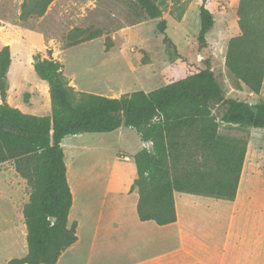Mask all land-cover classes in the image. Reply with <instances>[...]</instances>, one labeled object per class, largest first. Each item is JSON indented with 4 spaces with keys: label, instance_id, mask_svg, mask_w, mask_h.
I'll list each match as a JSON object with an SVG mask.
<instances>
[{
    "label": "rangeland",
    "instance_id": "rangeland-1",
    "mask_svg": "<svg viewBox=\"0 0 264 264\" xmlns=\"http://www.w3.org/2000/svg\"><path fill=\"white\" fill-rule=\"evenodd\" d=\"M156 1L164 2L162 18L171 42H164L158 30L161 18H149L136 0H54L43 16L25 20L20 18L24 0H0V50L10 45L12 55L0 104L37 116L51 114L49 84L34 68L35 56L47 58L50 51L76 90L110 97L151 91L196 73L204 68L202 54L212 58L225 98L264 103V79L255 93L226 65L229 42L241 34L240 0L210 1L215 24L202 50L201 0ZM74 27L101 29L103 35L67 47L66 36ZM227 107L213 103L212 113L220 136L246 142L236 198L177 192L178 219L166 226L141 221L137 214L134 156L143 146L135 129L65 137L74 196L69 225L77 221L78 240L57 264H264V127L223 121ZM193 137L186 141L189 149L200 147ZM202 157L201 152L194 160ZM41 164L39 156L29 163L23 158L0 164V264L28 253L23 209L33 185L17 166L29 165L34 172Z\"/></svg>",
    "mask_w": 264,
    "mask_h": 264
},
{
    "label": "trees",
    "instance_id": "trees-1",
    "mask_svg": "<svg viewBox=\"0 0 264 264\" xmlns=\"http://www.w3.org/2000/svg\"><path fill=\"white\" fill-rule=\"evenodd\" d=\"M54 0H24L20 18L43 16ZM149 18H161L158 30L164 42L167 20L164 2L136 0ZM201 0L199 50L208 47L207 33L215 19ZM241 34L228 46L226 65L252 91L259 93L264 79V0H240ZM103 30L74 27L66 36L67 47L96 39ZM112 43L107 45L109 49ZM35 56L34 68L50 87L52 112L37 116L7 103L0 104V164L35 156L42 160L33 171L17 166L33 185L23 215L27 227L28 253L9 264H57L77 240V221L69 225L73 193L67 176L62 142L68 135L112 132L122 126L135 129L152 149L142 148L134 156L138 178L137 214L141 221L159 226L178 219L176 193L234 200L246 156V142L227 141L218 133L219 122L212 104L225 102L223 121L264 127V103L251 104L225 98L215 76L212 58L200 54L204 68L151 91L136 90L121 97L78 91L62 75L63 65L52 57ZM12 63L11 47L0 50V96H6L7 74ZM196 134L195 137L192 135ZM193 137L199 148L189 149ZM203 153L202 160L194 157Z\"/></svg>",
    "mask_w": 264,
    "mask_h": 264
},
{
    "label": "crops",
    "instance_id": "crops-1",
    "mask_svg": "<svg viewBox=\"0 0 264 264\" xmlns=\"http://www.w3.org/2000/svg\"><path fill=\"white\" fill-rule=\"evenodd\" d=\"M210 1L211 0H208V3H207V6H208V4L210 3ZM209 7V6H208ZM142 148H144V147H147V148H149L150 150L152 149V142L151 141H143L142 140ZM135 166H136V164H135ZM67 176H68V169H67ZM72 190V189H71ZM73 202H74V196H73ZM146 222V221H145ZM176 223V222H175ZM172 224H174V223H172Z\"/></svg>",
    "mask_w": 264,
    "mask_h": 264
},
{
    "label": "bare ground",
    "instance_id": "bare-ground-1",
    "mask_svg": "<svg viewBox=\"0 0 264 264\" xmlns=\"http://www.w3.org/2000/svg\"><path fill=\"white\" fill-rule=\"evenodd\" d=\"M74 180H75V179H74ZM74 182H75V181H74ZM77 182H78V181H77ZM76 184L78 185V183H76ZM76 184H75V186H77ZM80 184H81V183H80ZM78 186L80 187V185H78ZM71 189H72V188H71ZM78 189H79V188H78ZM85 196H86V195H85ZM85 196H83V197H85ZM86 198H87V197H85V200H84V201H86ZM83 206H84V205H83ZM83 208H86V207H83ZM78 215H79V214H78Z\"/></svg>",
    "mask_w": 264,
    "mask_h": 264
},
{
    "label": "built area",
    "instance_id": "built-area-1",
    "mask_svg": "<svg viewBox=\"0 0 264 264\" xmlns=\"http://www.w3.org/2000/svg\"><path fill=\"white\" fill-rule=\"evenodd\" d=\"M127 158H129V157H127Z\"/></svg>",
    "mask_w": 264,
    "mask_h": 264
}]
</instances>
